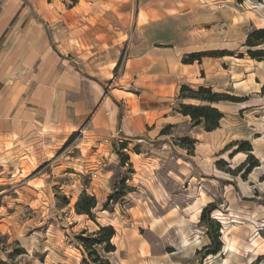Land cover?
<instances>
[{"label":"rangeland","instance_id":"rangeland-1","mask_svg":"<svg viewBox=\"0 0 264 264\" xmlns=\"http://www.w3.org/2000/svg\"><path fill=\"white\" fill-rule=\"evenodd\" d=\"M260 29L264 0H0V88L22 111L2 123L16 133H0V264H87L76 235L101 225L114 228V249L97 246L109 264H264ZM44 32L76 75L64 93L81 98L76 116L71 101L44 114L25 100L44 83L34 50ZM178 62L215 72L203 82L176 76L170 93L145 87ZM182 84L235 96L209 103L222 113L216 127L180 111L208 103L182 97ZM117 93L168 109L170 121L125 133L129 106ZM123 177L122 196L109 198ZM84 191L96 198L91 214L74 207ZM203 197L222 242L206 255L202 208L192 216Z\"/></svg>","mask_w":264,"mask_h":264},{"label":"crops","instance_id":"crops-1","mask_svg":"<svg viewBox=\"0 0 264 264\" xmlns=\"http://www.w3.org/2000/svg\"><path fill=\"white\" fill-rule=\"evenodd\" d=\"M72 16L73 18L80 20V15L79 16L78 14L76 15L74 11L72 13ZM34 50L36 52V55L40 56L41 58V61L37 63L38 69L36 68V70L39 71V73L44 70V83L42 86L38 85L39 88L36 85L33 86L32 91L29 93V96L27 95V98L25 100L28 102H32V105L35 106L36 109L42 108L44 114H50L51 113L50 110L55 109V106L57 108H61V107L64 108L65 103L66 102L69 103V101H71V104L67 106L68 107L67 109H70V112L68 110V114H71L73 116L78 115L80 112V103H81L80 100L81 98L79 97V95H76L71 98L69 97L67 98L64 95L65 88H69V85H65V82L70 83L69 80L72 78L71 83L72 85H74L75 84L74 78L76 77V75L74 74V71L73 72H70V70L67 71L64 66H62L61 64L59 65V61H56L55 58H53V55L50 52V48H49L48 34L46 32H44V37L40 39L39 43L35 44ZM202 68L205 71L204 76L201 73ZM166 69L167 70L165 71V73L168 75L160 74L159 77L151 75L149 77L150 83L145 87L152 90L154 93H162V92L170 93L173 91V86H175L176 84L175 83V79L177 78L176 76H182L186 80H192L193 78H196V81H190V82H203V80H205L210 74L211 76H213V73L215 72L214 69H211L208 72L205 63L199 65L195 62L194 63L178 62L175 65ZM1 90L2 88H0V133L11 134L16 130L11 128L7 129L3 127L5 125H2V123L7 122V118H4V116H13L14 118L15 116H19L22 111L17 112L14 106L12 107V109H10L9 105L6 106V102H5L6 99L11 100L12 97L8 96L9 97L8 98L6 96H3ZM95 90H96V94H95V101H96L98 96H101V93L97 92V87ZM117 94L120 98L126 100V103L129 106L127 112L124 114L122 118V124H121V128L124 130L125 133L131 131L138 132L146 126L156 127L161 123L170 121L171 116L169 114L168 109H164L162 107L152 108L150 106H145L144 103L146 100L143 99L141 101L139 96L136 97L134 103L133 100L131 101L132 104L131 106V104H129L130 102L129 99L126 98V95L120 93ZM13 101L15 102V99H13L12 102L10 101V105L11 103H13ZM134 105L135 108L133 107ZM27 110L30 109L28 108ZM115 112L116 109L112 111L111 114L112 120H113V116L115 117Z\"/></svg>","mask_w":264,"mask_h":264},{"label":"trees","instance_id":"trees-1","mask_svg":"<svg viewBox=\"0 0 264 264\" xmlns=\"http://www.w3.org/2000/svg\"><path fill=\"white\" fill-rule=\"evenodd\" d=\"M257 31L263 33L264 29H260ZM252 54L256 55V53ZM184 91H187V93H184ZM180 92L182 97H195L208 102L205 104L183 103L181 104L180 108V111L184 114L190 115L195 123L202 122L206 130H210L216 127L218 125L220 117L222 116V113L219 111V109L209 103L221 99L233 100L235 97L224 92L212 91L210 87L206 86H199L197 89H192L186 84L181 85ZM118 154L121 161H124L127 157V154L121 149L118 150ZM124 183L125 177L119 180L118 185H116V189L112 191V193H110L108 197L113 199L121 197L123 186L125 187ZM95 205V196L88 194L85 191L79 195L74 203V207L77 212H85L87 214H91V208ZM214 207L215 205L213 202H208L203 206L200 213L199 223L206 227V233L210 239L209 243L203 245L200 249H198V252L201 253V255L216 253L220 250L222 245V242L219 239L218 232L219 223L212 216H210V211ZM113 234L114 228L112 225H101L95 231L85 233V230H82L79 234L76 235L80 240L82 246L90 256V261L87 264H109L108 258L99 254L97 246L102 245L105 251L114 249V244L111 243L110 240ZM259 258H261L260 255L256 257V260H258Z\"/></svg>","mask_w":264,"mask_h":264},{"label":"bare ground","instance_id":"bare-ground-1","mask_svg":"<svg viewBox=\"0 0 264 264\" xmlns=\"http://www.w3.org/2000/svg\"><path fill=\"white\" fill-rule=\"evenodd\" d=\"M202 191V190H201ZM203 192V191H202ZM206 196V195H205ZM206 198L205 197H203V199H202V201H201V203H200V205H198L197 207H196V209H195V211L192 213V216H196L198 213H199V211L201 210V208H202V203L203 204H205V202H206ZM194 210V209H193ZM198 218V217H197ZM233 242H228V249H232L233 248Z\"/></svg>","mask_w":264,"mask_h":264}]
</instances>
